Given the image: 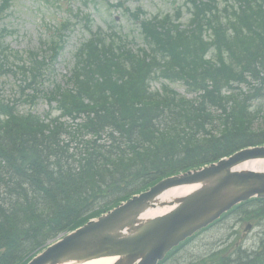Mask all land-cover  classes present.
I'll return each mask as SVG.
<instances>
[{
	"label": "trees",
	"instance_id": "obj_1",
	"mask_svg": "<svg viewBox=\"0 0 264 264\" xmlns=\"http://www.w3.org/2000/svg\"><path fill=\"white\" fill-rule=\"evenodd\" d=\"M192 3L191 32L144 24L149 52L94 42L82 49L68 85L55 84L49 94L71 124L20 114L0 96V171L20 143L38 159L52 155L49 170L60 177L53 184L60 188L44 192L40 176L30 182L0 178V264H27L49 242L160 180L264 144V125L255 127L251 111L264 92V0L227 3L225 14L215 0ZM1 40L0 76L10 50ZM210 50L216 59H206ZM13 64L34 82L47 68L36 58ZM157 73L194 96L167 86L151 91ZM36 173L50 176L45 167ZM27 197L39 207L5 211L4 202L15 209ZM213 264H264V246Z\"/></svg>",
	"mask_w": 264,
	"mask_h": 264
},
{
	"label": "rangeland",
	"instance_id": "obj_2",
	"mask_svg": "<svg viewBox=\"0 0 264 264\" xmlns=\"http://www.w3.org/2000/svg\"><path fill=\"white\" fill-rule=\"evenodd\" d=\"M11 1L12 4L5 13L4 19L0 21V32L3 29L10 32L6 37V43L13 51L22 54L34 51L40 53L42 57H48L51 41L60 43L59 39L62 38L63 51L43 78L41 86L30 84V77L27 80L19 70H12L0 77L2 98L6 102L15 103L19 113H32L41 118H46L47 115L51 118L59 114L55 110V104L50 105L44 94L50 92L51 81L61 82L66 75H69L74 65L75 53L81 44L91 37L82 17L91 18L93 32L102 29L103 32L108 33L112 29L121 33L130 44L132 43L130 46L133 49L144 47L140 23L132 17L134 13L142 10V19L166 14L174 18L175 12L180 8L183 15L179 22L183 27L190 19L186 9L188 6L184 4L185 0H93L88 4H85V0ZM221 1L224 2L220 0V3ZM1 3L2 0L0 5ZM118 3L121 6H117ZM130 12L132 15L129 14ZM209 57L213 58L214 52L210 53ZM166 82L161 78L153 79L152 90H160ZM172 88L181 95L192 96L182 84H172ZM252 106L262 117V120L257 121L261 125L264 123V95L263 98L253 100ZM253 209L249 206L248 209H242L224 218L187 242L163 264H213L221 258L218 257L219 254L225 255L226 251L229 254L233 253L237 247L248 251L256 250L259 234L264 233V218L262 219V214L258 215L256 210L252 211ZM252 220L255 222L254 230L242 239L246 224L251 223Z\"/></svg>",
	"mask_w": 264,
	"mask_h": 264
},
{
	"label": "water",
	"instance_id": "obj_3",
	"mask_svg": "<svg viewBox=\"0 0 264 264\" xmlns=\"http://www.w3.org/2000/svg\"><path fill=\"white\" fill-rule=\"evenodd\" d=\"M261 158L264 147L167 178L66 236L30 264H84L104 258H114L113 264H158L173 248L237 204L253 197L264 198V172L234 170ZM188 186L197 189L184 197L163 199L169 190ZM163 208L172 209L144 218Z\"/></svg>",
	"mask_w": 264,
	"mask_h": 264
},
{
	"label": "bare ground",
	"instance_id": "obj_4",
	"mask_svg": "<svg viewBox=\"0 0 264 264\" xmlns=\"http://www.w3.org/2000/svg\"><path fill=\"white\" fill-rule=\"evenodd\" d=\"M16 151H18L14 157H12L10 161V165H6L3 167H6L4 169H1L0 171V178L5 180V181H22L25 180L27 182L32 181L33 179L38 178L40 176V183L44 187L43 192L45 190L53 191L54 188H60L59 184L53 186L54 183H59L60 182V177L57 174V171L54 170L55 168H52L49 170L50 164L55 163L54 158L52 155H46V158L44 159H38L35 155V152L30 151L27 148H24L22 144L19 143V146L17 147ZM30 151V152H28ZM26 153H29L28 156ZM28 158V159H27ZM28 161V162H27ZM50 162V164H48ZM46 168L48 169V172L50 176L45 178V175L43 173H36L41 168ZM51 168V167H50ZM52 170V171H51ZM237 170H248V171H256V172H264V161L263 160H257V161H250L246 162L240 166L237 167ZM33 186H35V192H38V187L36 186V181L33 182ZM42 186H39V188H42ZM194 189H197V186L193 187H182V188H175L167 192L163 196V199L166 201H169L172 198L175 197H184L191 193ZM42 192V191H41ZM40 192V193H41ZM4 194V193H3ZM4 201L2 199V195H0V201ZM18 202V199H16V203ZM26 203V204H25ZM27 204L34 205V201L30 198L27 197L21 205H16V208L14 209L11 204H6L4 202L3 205H5V211L10 208L11 210H14L13 212L20 211L21 209H26L27 210ZM38 208V205H34V208ZM13 208V209H12ZM172 208H163V209H157L153 210L152 212H149L147 215L149 217H154L158 215L165 214L169 212ZM16 210V211H15ZM8 212V211H7ZM25 216V213H22ZM243 233V232H242ZM259 242L257 243V246H264V233L259 235ZM226 251V250H224ZM243 252H248V253H253L254 251H243ZM229 252L226 251L225 255H228ZM240 254L238 257L242 259V255ZM244 258V257H243ZM114 259L111 258H104V259H99V260H94L87 262L85 264H112Z\"/></svg>",
	"mask_w": 264,
	"mask_h": 264
}]
</instances>
